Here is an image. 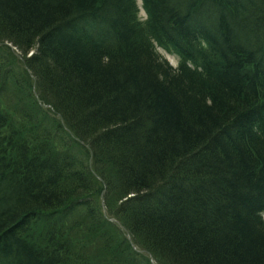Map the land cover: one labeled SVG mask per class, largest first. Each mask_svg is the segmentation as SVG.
<instances>
[{
  "label": "trees",
  "instance_id": "obj_1",
  "mask_svg": "<svg viewBox=\"0 0 264 264\" xmlns=\"http://www.w3.org/2000/svg\"><path fill=\"white\" fill-rule=\"evenodd\" d=\"M141 2L0 0V264H264V0Z\"/></svg>",
  "mask_w": 264,
  "mask_h": 264
},
{
  "label": "bare ground",
  "instance_id": "obj_2",
  "mask_svg": "<svg viewBox=\"0 0 264 264\" xmlns=\"http://www.w3.org/2000/svg\"><path fill=\"white\" fill-rule=\"evenodd\" d=\"M220 12V9H218L217 7H212L210 9V12L207 14V16L210 18L212 16H215L216 13ZM77 19L76 17H70V21L68 22L69 26L73 25L74 23H76L78 20H82L83 18H85L86 22H83L81 24H79V21L74 24V27H82L85 28L86 30L84 31V35H89L90 37H93L94 40L96 41H100V40H104L109 41L111 40L112 36H110L108 28V22L106 21V19L104 17H102V15H98L97 13H88V16H83L81 14L77 15ZM169 28H165V33ZM170 29L175 33V34H184L182 31L180 30H176L175 26H171ZM84 38V37H83ZM86 40V38H84ZM69 134V133H68ZM38 140L40 141L41 144H45L48 142L47 137L45 138H38Z\"/></svg>",
  "mask_w": 264,
  "mask_h": 264
},
{
  "label": "rangeland",
  "instance_id": "obj_3",
  "mask_svg": "<svg viewBox=\"0 0 264 264\" xmlns=\"http://www.w3.org/2000/svg\"><path fill=\"white\" fill-rule=\"evenodd\" d=\"M138 4H139V15H138V18H139V20L140 21H143L144 20V18H145V13L144 12H142V10L140 9V2H138ZM6 46V45H5ZM6 47H8V46H6ZM9 49H10V47H8ZM13 51H14V49H13ZM158 53L161 55V57L162 56H164L165 58H168L169 60V62L171 63V64H173L174 66L176 65V62L178 61L175 57H173V56H170L169 54H165V52H164V50H162V49H158ZM18 55V54H17ZM163 57V58H164ZM17 58L20 60L21 59V56H17ZM21 72V71H20ZM18 75H20V76H23L22 74H18ZM29 77V76H28ZM27 79H30V78H27ZM33 90L34 89H32V92H33ZM41 106H43V105H41ZM45 109H47V106H43ZM44 110V109H43ZM36 114H39L38 112H36L35 113V115ZM40 115V114H39ZM104 214H105V212H103ZM106 215V214H105ZM114 219V218H113ZM115 220V219H114ZM114 220H111L112 222H114V224H115V221ZM128 242H129V244H130V247L126 244V245H123V243H122V246H121V251L125 254V253H128L129 252V248H131L132 247V252L135 254H140L141 253V255H143V258H145V260L149 263V264H158L157 263V261L156 260H153L150 256H148V255H146L145 253H144V251L142 250H140L138 247H136V246H134L133 244H132V241L130 240V238L128 237ZM118 242H120V241H115V242H113V243H109V245H108V250L109 249H112ZM129 247V248H128ZM91 255H95L94 257V261H90V264H98V256H96V254L95 253H91ZM91 255H90V257H91ZM126 259V258H125ZM126 262H128L127 261V259H126ZM129 263V262H128Z\"/></svg>",
  "mask_w": 264,
  "mask_h": 264
}]
</instances>
